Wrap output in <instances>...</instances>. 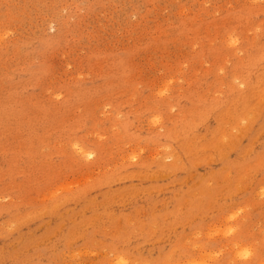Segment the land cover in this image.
<instances>
[{
  "label": "rangeland",
  "instance_id": "374dc122",
  "mask_svg": "<svg viewBox=\"0 0 264 264\" xmlns=\"http://www.w3.org/2000/svg\"><path fill=\"white\" fill-rule=\"evenodd\" d=\"M263 74L264 0H0V264H264Z\"/></svg>",
  "mask_w": 264,
  "mask_h": 264
},
{
  "label": "bare ground",
  "instance_id": "6f19581e",
  "mask_svg": "<svg viewBox=\"0 0 264 264\" xmlns=\"http://www.w3.org/2000/svg\"><path fill=\"white\" fill-rule=\"evenodd\" d=\"M263 75H264V74H263ZM156 121H158V120L156 119L155 122H156ZM82 151H83V152H82ZM81 152H82V153L85 152L86 155H91V154L93 153L92 151H88V152H87V151H84V149H83V150L81 149ZM86 155H85V156H86ZM134 156H135V155H134ZM166 158H167V157H166ZM118 260H119V259H118ZM120 263H121V262H120ZM120 263H119V264H120Z\"/></svg>",
  "mask_w": 264,
  "mask_h": 264
}]
</instances>
